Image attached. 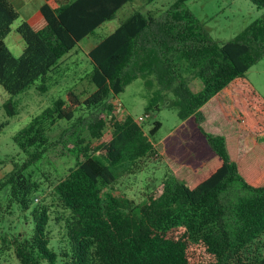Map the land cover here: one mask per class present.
<instances>
[{"label":"trees","instance_id":"16d2710c","mask_svg":"<svg viewBox=\"0 0 264 264\" xmlns=\"http://www.w3.org/2000/svg\"><path fill=\"white\" fill-rule=\"evenodd\" d=\"M131 1L44 0L43 28L26 21L16 27L25 44L16 56L4 39L18 13L0 0V85L8 115L36 80V89L47 91L59 61L104 27L86 53L91 69L85 75L94 90L83 100L69 90L14 136L23 150L35 147L3 182L20 210H29L30 233L10 240L16 256L21 264H264V95L245 75L264 57V0H251L263 13L222 43L181 8L188 0H175L164 18L133 10L106 25ZM135 78L153 88L145 113L168 105L181 120L161 142L153 140L158 120L144 132L130 114L116 117L113 99ZM81 105L91 112L68 130L75 164L51 185L52 197L69 214L55 249L47 207L35 202L30 209L39 186L23 170L44 151L45 120H71ZM106 116L111 130L105 135ZM81 130L97 143L85 142ZM166 146L174 151L176 171ZM150 157L165 171L146 200L136 204L113 194L120 172H133Z\"/></svg>","mask_w":264,"mask_h":264},{"label":"rangeland","instance_id":"374dc122","mask_svg":"<svg viewBox=\"0 0 264 264\" xmlns=\"http://www.w3.org/2000/svg\"><path fill=\"white\" fill-rule=\"evenodd\" d=\"M174 1L154 0L151 3H146L145 0H132L119 9L114 19L107 22L106 25L117 24L119 19H123L133 10L150 13L158 19L167 17L169 16L168 9ZM181 8L188 10L200 22L204 23L207 32L217 43L232 39L263 13V9L257 8L251 0H188ZM103 32L104 27L98 28L92 35L100 36ZM81 43L84 44L85 41ZM61 65L64 75H50L48 78L50 85L47 91L41 92L36 89V86L40 84L38 79L30 88L16 97L17 103L13 115L6 114L2 106L8 94L0 85V264H21L10 240L14 236H19L18 233L27 234L31 230L30 222L27 218L25 219V216L29 217V210L22 212L17 203L9 196L10 187L3 184L8 175L20 167L27 160L30 152L35 149V147H30L23 150L15 142L14 136L45 107L52 105L56 98H65L69 90L77 93L81 100L94 90L93 84L85 75L91 69L89 59L79 48L76 47L65 56ZM184 74L191 82V74L187 72ZM245 75L264 95V57L252 65ZM152 89L148 88L141 78L132 80L126 85L124 91L116 99H113L118 105L116 117L122 118L127 113L136 119L138 116L144 115L147 99L151 96ZM89 112H91L89 109L81 105L76 107L71 120H58L54 124H48L45 120L47 140L42 146L44 151L33 162L34 164L23 170V173L30 175L31 180L39 186L36 193L37 199L34 201V198L30 209L35 206V202L47 207L50 217L47 228L50 237L49 245L55 249L62 237L63 221L69 214L52 197L51 185L62 178L75 164V154L68 150L73 146V138L70 137L71 135L69 136L68 130L73 128V120L76 119V123H78L77 119H81L80 121L83 118L86 119ZM149 114L139 123H142L144 132H147L154 120L161 123V127L153 137L156 143L161 142L181 125V120L174 107L163 105L158 111ZM79 124L81 125L80 122ZM110 128L109 117L106 116L105 135L110 132ZM80 134L90 145L94 146L97 143L95 139L89 137L87 131L81 130ZM165 149L168 162L171 163L175 171L178 170L179 166L174 163V151L170 146H166ZM164 171L165 167L157 157H150L149 160H145L135 167L133 172L129 170L120 172L117 179L111 184L112 192L115 195L131 199L136 204H141L146 200L147 193L159 184ZM36 264L49 263L40 259Z\"/></svg>","mask_w":264,"mask_h":264},{"label":"crops","instance_id":"0c3cea01","mask_svg":"<svg viewBox=\"0 0 264 264\" xmlns=\"http://www.w3.org/2000/svg\"><path fill=\"white\" fill-rule=\"evenodd\" d=\"M7 1L17 11L18 17L12 23L10 32L5 37L4 42L14 55H19L24 49L25 44L21 36L16 32V27L22 21H26L35 30L43 28L46 22L42 17V15L40 14V7L44 3V0H7ZM14 23L15 25H13ZM98 38L99 35L94 37L92 34H90L86 36L83 40H81L76 47L79 48L86 55V53L95 45ZM82 41H85V43L84 44L81 43ZM75 48L73 50H75ZM73 50H71L70 52H72ZM64 57L59 61L58 65L53 69L50 75H64L62 73L63 69L61 68L62 66L61 63Z\"/></svg>","mask_w":264,"mask_h":264},{"label":"built area","instance_id":"2783aa9c","mask_svg":"<svg viewBox=\"0 0 264 264\" xmlns=\"http://www.w3.org/2000/svg\"><path fill=\"white\" fill-rule=\"evenodd\" d=\"M149 115L147 114V113H144V115H142V116H138L135 120H136V122H141V121H143L145 118H147Z\"/></svg>","mask_w":264,"mask_h":264}]
</instances>
